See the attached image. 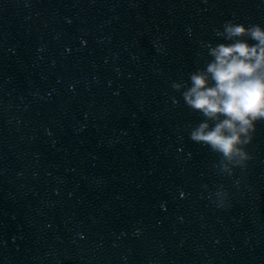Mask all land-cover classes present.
Here are the masks:
<instances>
[{
	"label": "clouds",
	"instance_id": "1",
	"mask_svg": "<svg viewBox=\"0 0 264 264\" xmlns=\"http://www.w3.org/2000/svg\"><path fill=\"white\" fill-rule=\"evenodd\" d=\"M216 35L231 43L208 46L212 60L190 74L191 84L182 95L187 106L205 117L190 138L217 153L220 170L231 174L249 159L244 146L256 123L264 121V28L229 21ZM183 87L173 84L176 90Z\"/></svg>",
	"mask_w": 264,
	"mask_h": 264
}]
</instances>
